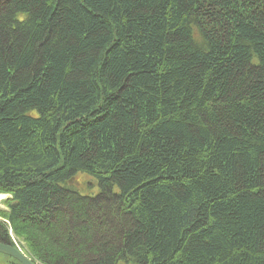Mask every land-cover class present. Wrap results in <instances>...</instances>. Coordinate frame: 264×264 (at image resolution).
I'll list each match as a JSON object with an SVG mask.
<instances>
[{
  "label": "trees",
  "instance_id": "1",
  "mask_svg": "<svg viewBox=\"0 0 264 264\" xmlns=\"http://www.w3.org/2000/svg\"><path fill=\"white\" fill-rule=\"evenodd\" d=\"M0 194L34 264H264V0H0Z\"/></svg>",
  "mask_w": 264,
  "mask_h": 264
},
{
  "label": "water",
  "instance_id": "2",
  "mask_svg": "<svg viewBox=\"0 0 264 264\" xmlns=\"http://www.w3.org/2000/svg\"><path fill=\"white\" fill-rule=\"evenodd\" d=\"M0 253L12 257L20 264H34L29 256H27L17 247L10 244L0 242Z\"/></svg>",
  "mask_w": 264,
  "mask_h": 264
},
{
  "label": "rangeland",
  "instance_id": "3",
  "mask_svg": "<svg viewBox=\"0 0 264 264\" xmlns=\"http://www.w3.org/2000/svg\"><path fill=\"white\" fill-rule=\"evenodd\" d=\"M86 181H88L87 178H84V177H81V176H77V177H76V180H74V184L77 185V184H79V182L82 183V182H86ZM88 182H90V181H88ZM79 189H80V188H79ZM92 190H93V191H92ZM80 191H81L83 194H89V195H94V194L97 193V190H96V189H90V188H89V184H88V183L85 185V187H84L83 189H80ZM7 197H8V195H1V194H0V209L5 208L3 202H4V200H5ZM20 250L28 256V254L26 253L25 249L21 248ZM0 260H1V259H0Z\"/></svg>",
  "mask_w": 264,
  "mask_h": 264
}]
</instances>
